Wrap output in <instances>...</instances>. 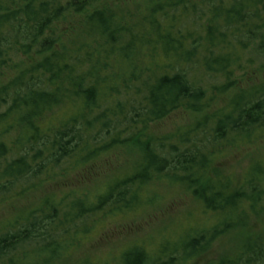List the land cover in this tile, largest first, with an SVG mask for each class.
Returning <instances> with one entry per match:
<instances>
[{"label": "trees", "instance_id": "obj_1", "mask_svg": "<svg viewBox=\"0 0 264 264\" xmlns=\"http://www.w3.org/2000/svg\"><path fill=\"white\" fill-rule=\"evenodd\" d=\"M129 3L0 0V78L15 69L0 87V204L50 167L73 161L76 170L85 169L124 142L144 154L137 172L93 198L78 191L72 200L47 198L0 222V264L61 263L72 250L57 239L61 231L80 234V222L108 206L110 213L132 211L156 180L192 190L214 220L164 247L167 260L132 247L144 264H190L264 216L262 162L236 178L213 167L219 147L264 136V79L184 132L143 136L176 111L212 108L236 85L248 50L264 57V0ZM76 16L81 20L73 28L69 19ZM67 32L73 36L65 42ZM128 131L134 135L121 139ZM210 140L212 150L204 146ZM211 264H264V233Z\"/></svg>", "mask_w": 264, "mask_h": 264}, {"label": "rangeland", "instance_id": "obj_2", "mask_svg": "<svg viewBox=\"0 0 264 264\" xmlns=\"http://www.w3.org/2000/svg\"><path fill=\"white\" fill-rule=\"evenodd\" d=\"M133 1L127 0L129 4ZM135 1L140 4L146 2V0ZM79 20L81 18L78 16L69 19L75 22L72 24L73 28L78 25ZM71 35V32H67L64 41L67 42L72 38ZM254 55L250 50L245 52L244 68L235 74L236 85L212 108L203 113L176 111L163 121L150 125L143 136L162 139L178 131L184 132L196 126L205 115L225 107L239 89L263 80L264 67L261 66H264V57L257 58ZM19 62L16 59L15 63ZM14 74L15 69L8 70L0 78V87ZM133 135V131H128L120 137L128 139ZM211 143V140L207 141L204 146L212 150ZM121 144L122 147L115 148L112 153L93 161L85 169L76 170L73 166L74 162L70 161L56 168L50 167L44 174L20 183L10 193L9 200L0 204V222L7 218H15L28 208L40 206L47 198H53L52 201L55 202L62 198L72 200L76 195L93 198L97 193L103 192L104 187L114 179L134 173L136 167H141L144 154L132 142ZM214 161L213 167L219 173L234 178L240 177L255 162L264 164V136L253 144L239 147L223 145L216 150ZM75 191L79 194L75 195ZM141 199L137 208L127 213H110L111 208L108 206L105 211L82 220L80 234L75 232V235L71 236L61 231L56 236L57 239L71 243L72 250L68 258L59 264H79L85 260L94 264H123L122 255L135 246L143 247L154 258L161 256L167 260L162 253L167 250L164 247L167 246L169 249V244L179 241L185 233H191L200 226L211 225L214 220L213 215L205 211L203 204L195 197L192 190L169 182L165 183L163 180H156L151 182L149 187H144L141 191ZM83 230L88 233L83 235ZM260 233H264V216L247 227L235 229L223 236L205 255L190 264H211L222 258L232 257L242 248L246 240ZM117 234L120 236L119 240L110 239V236ZM100 244L106 246L97 247Z\"/></svg>", "mask_w": 264, "mask_h": 264}, {"label": "snow or ice", "instance_id": "obj_3", "mask_svg": "<svg viewBox=\"0 0 264 264\" xmlns=\"http://www.w3.org/2000/svg\"><path fill=\"white\" fill-rule=\"evenodd\" d=\"M110 239H120V236H110ZM106 245L100 244L97 247H105ZM124 264H144V258L135 248L128 249L126 254L123 256Z\"/></svg>", "mask_w": 264, "mask_h": 264}]
</instances>
